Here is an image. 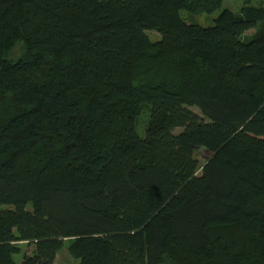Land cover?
Returning <instances> with one entry per match:
<instances>
[{
    "label": "trees",
    "instance_id": "1",
    "mask_svg": "<svg viewBox=\"0 0 264 264\" xmlns=\"http://www.w3.org/2000/svg\"><path fill=\"white\" fill-rule=\"evenodd\" d=\"M223 2L0 0V264H264V5L181 16Z\"/></svg>",
    "mask_w": 264,
    "mask_h": 264
},
{
    "label": "rangeland",
    "instance_id": "2",
    "mask_svg": "<svg viewBox=\"0 0 264 264\" xmlns=\"http://www.w3.org/2000/svg\"><path fill=\"white\" fill-rule=\"evenodd\" d=\"M247 2L253 6L264 5V0H224L222 7L211 14L204 13V14L197 15L191 18L187 12L182 11L181 16L188 23H194L202 27H210L214 24V21L219 17L220 13L223 10H230L238 14L241 12L242 8ZM255 32H256V29L250 30L247 33V36H251ZM147 34L149 35L150 39L153 42L159 41L161 38V36L157 32L148 31ZM193 110L196 113L200 114L197 109H193ZM148 120H149V116L147 113H144L139 120L138 133L143 138L146 136L145 129H146ZM181 130L182 129H179V131ZM210 156L211 154L206 151H200L197 153V158L200 161L201 165H204ZM20 247H21V253L15 255V261L17 262V264H21L24 257L26 255H32L34 251V246H29L27 243H24V242L20 243ZM55 264H78V261H76L70 255L68 251V244H66L63 250L58 254Z\"/></svg>",
    "mask_w": 264,
    "mask_h": 264
}]
</instances>
